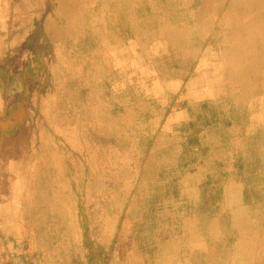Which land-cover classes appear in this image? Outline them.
Returning a JSON list of instances; mask_svg holds the SVG:
<instances>
[{
  "label": "rangeland",
  "instance_id": "374dc122",
  "mask_svg": "<svg viewBox=\"0 0 264 264\" xmlns=\"http://www.w3.org/2000/svg\"><path fill=\"white\" fill-rule=\"evenodd\" d=\"M263 85L264 0H0L2 111L31 133L0 155V264H85L86 238L110 264H264ZM187 120L207 151L181 169Z\"/></svg>",
  "mask_w": 264,
  "mask_h": 264
},
{
  "label": "trees",
  "instance_id": "16d2710c",
  "mask_svg": "<svg viewBox=\"0 0 264 264\" xmlns=\"http://www.w3.org/2000/svg\"><path fill=\"white\" fill-rule=\"evenodd\" d=\"M10 107L12 108V106L7 104L0 114V155H5L6 152L16 151L17 148L20 147H27L31 134L29 127H26L25 123L14 119L12 114L14 111L12 112ZM196 126L197 124L195 121L187 120L182 122L179 128L185 137L182 143L183 150L178 162V167L181 169L188 168L192 162L196 161L198 158L196 154L197 151H199L201 155H204L207 151V147H204L201 137L198 135L199 130L196 129ZM228 177L229 174L225 168L219 171V175L216 179L211 175L207 176L206 180L201 184L202 205H211L214 209L217 207L221 199L223 183ZM162 189L164 197H177L179 193L177 179L165 182ZM244 200L245 203H248L246 190L244 191ZM2 234L3 233L0 231V240L3 238ZM117 240L118 238L115 239L112 244L114 245L117 243ZM85 246L88 250L85 264H110L112 258L110 249L106 250L104 247H99L90 238L85 239Z\"/></svg>",
  "mask_w": 264,
  "mask_h": 264
},
{
  "label": "bare ground",
  "instance_id": "6f19581e",
  "mask_svg": "<svg viewBox=\"0 0 264 264\" xmlns=\"http://www.w3.org/2000/svg\"><path fill=\"white\" fill-rule=\"evenodd\" d=\"M145 2V1H144ZM137 6V5H136ZM137 8V7H136ZM213 8H215V7H213ZM217 9V8H216ZM215 9V10H216ZM220 9V8H219ZM139 10V9H138ZM203 10V9H202ZM242 11H239V16H241V15H243L248 9H241ZM137 11V10H136ZM142 12H143V9H142ZM216 12H217V10H216ZM251 12V11H250ZM145 13V12H144ZM247 13V12H246ZM149 14V13H148ZM238 14L236 15V13H234V10L233 9H231V11L228 13V20L229 21H234L235 20V18L234 17H236V16H238ZM141 15V14H140ZM154 15V14H153ZM252 15V14H251ZM151 16V15H150ZM157 16V15H156ZM197 16V15H196ZM245 16V15H244ZM146 17H147V15H146ZM153 17V16H152ZM145 18V17H144ZM157 18V17H156ZM155 18V19H156ZM241 18V17H240ZM213 19V18H212ZM216 19V18H215ZM234 19V20H233ZM151 20V19H150ZM214 20V19H213ZM121 21H123L122 19H121ZM145 21V20H144ZM143 23V22H142ZM119 24V23H118ZM192 24V23H191ZM226 24V23H225ZM253 25V24H252ZM131 26H133V25H131ZM127 29V28H126ZM215 30V29H214ZM225 30V29H224ZM228 31V30H227ZM254 31V30H253ZM215 32V31H214ZM222 32V31H221ZM224 32V31H223ZM244 32H246V31H244ZM256 33H257V31H255ZM260 34V33H259ZM211 35H212V33H211ZM215 35V34H214ZM222 36V35H221ZM246 37H248V36H246ZM197 38H199V37H197ZM206 38H208V37H206ZM219 38V37H218ZM235 38V37H234ZM237 38V37H236ZM235 38V39H236ZM220 39V38H219ZM226 39V38H225ZM250 39V38H249ZM256 39V38H255ZM207 40V39H206ZM250 41V40H249ZM205 42V41H204ZM207 42V41H206ZM250 44V43H249ZM251 46V45H250ZM244 47V46H243ZM253 47V46H252ZM217 49V48H216ZM244 49V48H243ZM250 50V49H249ZM254 50H256V48L254 49ZM218 51V50H217ZM237 51V50H236ZM253 51V50H252ZM198 52V51H197ZM232 52V51H231ZM223 53V52H222ZM230 54V53H229ZM228 54V55H229ZM232 54V53H231ZM236 54V53H235ZM201 55V54H200ZM251 55H252V53H251ZM256 55V54H255ZM247 58V57H246ZM248 58H249V56H248ZM233 59V58H232ZM230 60V59H229ZM246 60V59H245ZM227 62V61H226ZM246 62V61H245ZM250 62V61H249ZM225 63V62H224ZM247 63V62H246ZM223 64V63H222ZM227 64V63H226ZM224 66V65H223ZM221 69V68H220ZM204 70V69H203ZM263 73V72H262ZM199 74V73H198ZM215 75H217V73L215 74ZM230 75V74H229ZM213 77H216V76H213ZM197 78V77H196ZM218 78V77H217ZM216 78V79H217ZM200 79V82L201 81H203V79H201V78H199ZM219 79V78H218ZM232 79V78H231ZM262 81H263V79H262ZM207 82V81H206ZM213 82V81H212ZM232 82H233V80H232ZM208 83V82H207ZM216 83V82H215ZM221 82L219 81V83L218 84H220ZM200 84H202V83H200ZM210 84V83H209ZM207 86H208V84H206ZM264 86V85H263ZM209 87H210V85H209ZM257 87V86H256ZM208 88V87H207ZM203 89H205V90H207L208 91V89H206V88H203ZM202 89V91H205V90H203ZM252 89V88H251ZM215 90H216V87H215ZM201 91V92H202ZM212 91V89L210 90V92ZM206 93V92H205ZM205 93L203 94V95H205ZM208 93V92H207ZM206 93V94H207ZM222 94V93H221ZM224 94V93H223ZM213 98H214V96H213ZM210 99V98H209ZM216 99V98H215ZM245 102V101H244ZM243 106H244V104H243ZM255 120V119H254ZM249 123V122H248ZM254 126V125H253ZM260 126V125H259ZM245 127V126H244ZM254 127H256V126H254ZM252 130V129H251ZM250 132V131H249ZM44 141H45V139H44ZM57 153V152H56ZM59 157V156H58ZM62 159V158H61ZM54 160V159H53ZM56 160H57V157H56ZM55 160V161H56ZM63 160V159H62ZM63 162V161H62ZM57 163V162H56ZM44 172V171H43ZM48 175H50V174H48ZM60 175V174H59ZM75 176V175H74ZM39 177V176H38ZM57 177V176H56ZM56 179V178H55ZM47 179H45V181H46ZM58 180V179H57ZM73 180V179H72ZM49 181V180H48ZM57 182V181H56ZM48 184V183H47ZM72 185V184H71ZM73 186V185H72ZM50 191V190H49ZM40 193V192H39ZM59 193V192H58ZM257 193H258V191H257ZM47 195H48V193H47ZM36 196H37V193H36ZM53 197H55V196H53ZM57 198V197H56ZM42 199V198H41ZM68 199V198H67ZM261 200V199H260ZM21 201H23V200H21L20 199V202ZM59 202V201H58ZM42 203V202H41ZM65 203V202H64ZM71 203V202H70ZM57 204V203H56ZM21 205V204H20ZM68 205L70 206V204L68 203ZM36 206V205H35ZM66 206H67V204H66ZM59 207V206H58ZM60 208V207H59ZM33 209V208H32ZM55 210V209H54ZM71 210V209H70ZM264 210V209H263ZM49 212V211H48ZM61 212V211H60ZM39 214V213H38ZM57 214H59V213H57ZM63 214V213H62ZM61 214V215H62ZM31 215V214H30ZM42 215V214H41ZM64 215V214H63ZM69 215V214H68ZM49 216H50V214H49ZM71 216V215H70ZM36 217V216H35ZM39 217V216H38ZM37 217V218H38ZM60 217V216H59ZM62 217V216H61ZM73 217V216H72ZM71 217V218H72ZM32 218V217H31ZM42 218H44V217H42ZM37 220V219H36ZM35 220V221H36ZM45 221V220H44ZM59 222V221H58ZM65 222V221H64ZM63 222V223H64ZM30 223V222H29ZM36 223H38V221L36 222ZM45 223H47L46 221H45ZM45 223H44V225H45ZM27 225V224H26ZM29 225V224H28ZM46 225H48V223L46 224ZM57 225V224H56ZM59 225V224H58ZM57 225V226H58ZM29 226H31V225H29ZM50 226V225H49ZM55 226V225H54ZM62 226V225H61ZM64 226V225H63ZM24 227V226H23ZM34 227V226H33ZM32 229V228H31ZM49 230H50V228H48ZM33 230V229H32ZM26 233H27V231H26ZM35 233V232H34ZM40 237V236H39ZM38 239H40V238H38ZM40 241V240H39ZM42 241V240H41ZM37 242V241H36ZM44 242V241H43ZM40 245H41V243H40ZM42 245H43V243H42ZM41 247V246H40ZM41 249V248H40ZM40 249H39V252H40ZM38 250V249H37ZM44 252V251H43ZM46 253V252H45ZM49 253V252H48ZM41 254V253H40ZM42 255V254H41ZM41 255H39V256H41ZM47 260V259H46ZM52 260V259H51Z\"/></svg>",
  "mask_w": 264,
  "mask_h": 264
},
{
  "label": "crops",
  "instance_id": "0c3cea01",
  "mask_svg": "<svg viewBox=\"0 0 264 264\" xmlns=\"http://www.w3.org/2000/svg\"><path fill=\"white\" fill-rule=\"evenodd\" d=\"M2 113V102L0 101V114Z\"/></svg>",
  "mask_w": 264,
  "mask_h": 264
}]
</instances>
